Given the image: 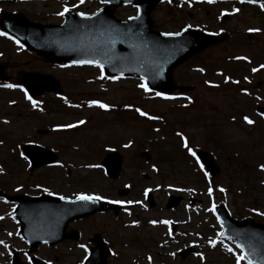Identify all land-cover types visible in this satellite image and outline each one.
<instances>
[{"label":"rangeland","instance_id":"1","mask_svg":"<svg viewBox=\"0 0 264 264\" xmlns=\"http://www.w3.org/2000/svg\"><path fill=\"white\" fill-rule=\"evenodd\" d=\"M262 5L184 1L155 8L152 18L159 31L175 33L193 26L223 34L225 38L175 70L178 84L194 88L189 94L170 96L175 99L146 93L137 87L141 83L137 80L101 78V71L96 68L53 67L44 65L43 61L41 64L39 58L19 56L21 52L0 37V65L9 58H15V65L23 66L29 61L30 67L36 65L57 79L63 91L58 98L48 93L40 100H46L44 108H33L17 92L0 91V141H3L0 189L9 193L38 188L69 198H75L76 193H88L140 201L127 205L128 211L124 210L118 219L106 215L77 224L76 228L84 235L77 248H70L74 245L69 244L58 245L55 252L42 248L38 255L43 260L50 264H82L88 252L79 245L90 248V239L99 234L113 249L109 264H235V256L226 248L231 247L237 254L239 251L231 241H223L218 235L220 224L214 210L209 209L224 204L237 219L250 216L264 223V215L257 214L264 213V170L261 169L264 122L257 112L264 106V69L259 67L264 65ZM234 8L239 11L233 12ZM6 10L23 13L32 20L50 21L61 8L50 3L0 5V13ZM134 12L133 8H126L120 17ZM222 13L229 17L220 22ZM249 29L259 31L249 32ZM253 68L258 71L252 72ZM225 76L238 83H225ZM245 89L248 95L242 91ZM5 96L7 99L2 100ZM91 100L105 103L110 109L89 107ZM135 108L160 119L141 117ZM244 116L252 119L254 125L245 123ZM79 120L86 123L73 129L55 130L58 125L75 124ZM40 130L51 133L37 135ZM177 133L187 139L194 152L212 153L219 174L213 178L209 174L205 176L206 171L181 146ZM129 141L130 147H123ZM32 142L54 152L58 160L31 171L21 158V148ZM113 152L124 158L117 180L107 179L101 167V161ZM144 152H149L145 154L148 156H143ZM153 165L157 168L155 172ZM124 188H129L130 193L120 198L123 196L118 194ZM145 189H151L154 194L155 208L145 202ZM169 195L185 199V203L191 197L202 203L196 202L189 210L184 208V202L167 209ZM12 210V206L0 200V241L8 245V248L0 245V264H12L15 251L21 261L27 260L20 252L24 246ZM168 219L180 225V235L176 234L174 239L162 224L149 223ZM133 221L138 224L134 226ZM183 235L190 237V241H185ZM209 241L218 243L213 247ZM188 246L194 247L204 259L195 253L182 260L179 253Z\"/></svg>","mask_w":264,"mask_h":264},{"label":"water","instance_id":"2","mask_svg":"<svg viewBox=\"0 0 264 264\" xmlns=\"http://www.w3.org/2000/svg\"><path fill=\"white\" fill-rule=\"evenodd\" d=\"M14 1L16 0H0V3ZM165 1L175 0H108L107 7L95 15H86L90 19L69 12L61 25L41 26L30 24L21 17L15 20L6 15L1 19V25L29 50L49 62L75 65L74 61L95 60L103 65L107 77L140 80L143 77L152 92L187 91L190 88L174 83L175 67L207 46L219 42L221 38L190 28L179 35L171 36L155 31L152 10ZM128 4L138 8L137 17L127 21L116 19L113 9ZM39 78L30 76L24 80L25 86L32 93L38 92L37 86L41 83H44L48 91H60L58 82L48 77ZM261 110L263 113L264 109ZM121 163L122 158L119 155L107 156L104 166L111 178L119 176ZM109 208L106 204L101 207L90 206L82 209L81 214L92 215ZM220 211L226 217L223 220L226 235L243 244L254 263L264 264V225L255 223L252 219L237 222L228 217L224 208ZM26 229L28 227L25 224L22 229L24 233L27 232ZM94 241L97 248L94 249L89 264H106L108 250L99 237ZM34 264L43 263L35 260Z\"/></svg>","mask_w":264,"mask_h":264},{"label":"snow or ice","instance_id":"3","mask_svg":"<svg viewBox=\"0 0 264 264\" xmlns=\"http://www.w3.org/2000/svg\"><path fill=\"white\" fill-rule=\"evenodd\" d=\"M80 3H84V0H79ZM108 0H101V3H107ZM208 3H213L214 0H207ZM256 3L257 0H240V3ZM76 5H73V7H75ZM262 9H264V5H262ZM69 11V8L68 7H64V9L60 12H57L56 14L59 15V16H64V14L66 12ZM239 11V9H233V12H237ZM78 15H80L82 18L84 19H90V17H87L84 13H77ZM95 15V14H94ZM223 15V13H222ZM131 19V18H130ZM249 32H253V31H259L258 29H249L248 30ZM0 35H6V33L4 32H0ZM162 35H168V36H171V35H179V33H163ZM9 39H12V37H8ZM18 43V42H17ZM235 59H246L245 57H235ZM74 63L76 64H90V65H93L95 67H97L98 69H100L101 71V78H104V79H108L109 77H106L104 76V72H103V65L99 62V61H95V60H79V61H74ZM261 69H264V65H260L259 66ZM199 71H203V69H199ZM258 69L257 68H253L252 69V72H257ZM111 79H115V77H111ZM246 81H247V77L244 78ZM141 83L139 85H137V87L143 89L144 92H150L152 91L148 86H147V83L144 82V78L141 77ZM224 82L225 83H228V82H231V83H238V81H235V80H231L230 81V78L225 76L224 77ZM206 84H208L209 82L208 81H205ZM2 87H5V88H14V87H18V85H13V84H4L2 85ZM212 87H216V85H212ZM22 92H24V95H25V98L27 100H29L32 104V107L33 108H36L37 107V102L35 100L32 99L31 96L28 95L27 91H25L23 88L20 89ZM244 92L245 95H248L249 93L247 92V90H242ZM155 96L157 97H162L163 99H175V97H170V96H164L162 93L160 92H156L155 93ZM184 99H187L189 101V103H191V99L188 98V97H184ZM257 99H259V97H257ZM88 106L89 107H99L100 109H103L105 111H108L110 109V106L105 104V103H102L98 100H91L88 102ZM187 105H185L186 107ZM126 107H131V106H126ZM135 112H137L141 117H146L147 119L149 120H155V119H160V117H156V116H152V115H148L146 112L142 111L140 108H135L134 109ZM262 115V118H264V114H261ZM235 119V118H233ZM243 120L245 123H247L248 125H252L254 124V121L252 119H250L248 116H244L243 117ZM4 123H8V121H4ZM86 123V121L84 120H79L77 121L75 124L73 123H69V124H65V125H58L57 128L55 130L59 131V130H63V129H73V128H77L79 127L80 125H84ZM158 131V129H157ZM178 136H180V139H181V146L189 153V155H192V156H195V152L188 146V141L187 139L181 134V133H177ZM0 143H3V141H0ZM131 141H129L127 144H124L123 147L127 148V147H130L131 145ZM109 151H112V149H109ZM21 156L24 158V159H27V157H24L23 156V153H21ZM197 163H199V161H197ZM87 167H99V165H87ZM261 169L264 170V166H261ZM152 170L155 172L157 171V168L155 165H153V168ZM203 170V169H201ZM3 172V169H0V173ZM205 176L208 175L207 172L204 173ZM221 192L224 191L223 188L219 189ZM45 191H47V189H45ZM151 189H145V195H147L148 192H150ZM177 191H180V189H177ZM212 194V189L209 188L208 190V195L211 196ZM48 195H54V193L52 192H48ZM59 199L61 200H65L66 202L68 203H75L77 201H80V202H86V203H95V202H98L102 199H105V197L101 196V195H98V194H88V193H76L75 194V199L72 200V199H68L64 196H60ZM108 203H113V204H119L121 205L122 207L125 206V205H132V204H139L140 201H132V200H129V201H119V200H108L107 201ZM215 206L213 205V208L212 209H209V210H214ZM125 211H128L127 207H125ZM129 215H131V213L129 212L128 213ZM258 215H264V213H257ZM0 219H2V217H0ZM219 219V218H218ZM150 224H157V223H160V224H165V225H169L172 223V221H168V220H162V221H156V220H151L149 221ZM138 224V221H133V225H137ZM9 235H12V233H9ZM218 235L220 236H223L224 233L223 232H220L218 233ZM47 241H45L46 243ZM216 243H218V241H209V244L210 246H215ZM0 245H3L5 248H8V245L7 244H4L3 241H0ZM79 247L83 248L85 250V252H87V248L81 244L79 245ZM235 248L239 250V254H237L236 252L233 251V249L231 247H228L226 248V251L228 252H231L233 253V255L235 256V264H242V262L246 261V264H253V260L250 258V254L249 253H246L245 252V247L243 244L241 243H236L235 244ZM170 255H175V253H170ZM196 255L200 256L201 260L204 259V257L202 256V254L200 253H196ZM85 259H87V257H85ZM151 258H149L150 260Z\"/></svg>","mask_w":264,"mask_h":264},{"label":"flooded vegetation","instance_id":"4","mask_svg":"<svg viewBox=\"0 0 264 264\" xmlns=\"http://www.w3.org/2000/svg\"><path fill=\"white\" fill-rule=\"evenodd\" d=\"M2 38L3 39L4 38H7V41L10 40L11 43H12L11 45L16 44L12 39H9L7 35H3ZM16 45L19 47V48L17 47V49L21 52V53H19V56L20 55H23V54H26L29 57L39 58L38 61L41 62V64H42V61H43L44 62V65L53 66V67L54 66H58V65L50 64L46 60H44L43 58H40L35 53H32V52L27 51L26 49H24L23 47L19 46L18 44H16ZM13 46L15 47V45H13ZM14 60H15V58H9L6 64L0 65V74H1V76H3L5 78V80H7V82L0 81V88H1L0 91L17 92L19 95H21L20 97H21V99L24 102H26L27 104H31V102L25 98L24 92H22L20 90L23 87L20 85V83L17 80L18 79V76L22 75L23 73L25 74V73H28V72L36 73V74H45V75H48V74L44 73L36 65H32L30 67L29 61H25L24 62V65L22 66V65H15V64H13V61ZM29 67H30V69H29ZM22 68H24V69H22ZM14 70H16V72H13ZM25 71H27V72H25ZM19 72H22V73H19ZM4 84L18 85V87H14L16 90H8L7 88H6L7 90H4L5 87H2V85H4ZM47 94L48 93H43L41 96L36 97V98L33 99V100H35L37 102V106H39L41 108L42 107L44 108V106L46 104V100L43 101V102H41L40 100H43L46 97ZM49 94L52 95L53 97L55 96L52 93H49ZM55 98H58V97L55 96ZM6 99H7V96L2 97V100H6ZM36 134L39 135L38 133H36ZM27 146H32V147L38 149V147L41 146V145L38 144L37 142H32V143H28V144L24 145L21 148L24 157H27V158H30V159L32 158L33 161H35V162H41L45 158H51V157H47L45 153H42L41 154L40 152H38L36 150H33V149L27 150V153L25 154L24 153V147H27ZM21 158H23V157L21 156ZM30 159L29 160L28 159H24V161L28 165V167L30 168L31 171H34L36 169L40 170L42 168V167H39L40 169L39 168H35L37 165H33ZM8 194L11 195V196L29 195L31 198H40V200H38V201H32L29 198H28L27 202L25 200H21V202H24L25 205L28 206V210H27L26 216L34 224L39 223L38 220H37V215L41 213L40 209L42 207L41 208H38V206L44 205L46 203V201L48 200V198L62 196V195H59V194H56V193H54V195H48V192L42 191V190H40L38 188H29V191H26L25 189H21L19 191L9 192ZM66 198H68V199H74V198H69V197H66ZM188 199L190 200L191 198H188ZM104 200L105 201H108V200H119V201H121V199H119V198L116 199L115 197H111L109 195H108V197H105ZM199 202L202 203L201 200H199ZM10 204L13 205V206H16V204H14L12 202H10ZM125 207L126 206L121 207L122 210L120 208L121 211H119L118 214H116V212L113 210V211L107 212L106 215H112L111 216L112 218L118 219V218L121 217L122 214H124ZM187 207L189 208L190 206L187 204ZM106 215L105 214H99V215H96V216H93V217H89L87 219L73 220V221H71L68 224V226H67V232H70L72 230H78L79 231V229L76 228V225L77 224L82 223V222L90 221V220L94 219L95 217L97 218V217H102V216H106ZM40 224L42 225L43 222H41ZM177 233H179V230L177 231ZM178 235H180V234H178ZM82 237H83V235H82ZM82 237L80 236V238L78 240H64L61 243H59L58 245H60V244H69V245H74V246H69L70 248L75 247V246L77 248V245L80 243ZM184 238H186V237L183 235V239ZM58 245L57 246H54V247H49V246H46V245L33 246V247L26 246V247H27V252H30V250L32 249V250H35V252L37 254H39V252L41 251V249L42 248H45V247H47V248H49V250L55 252V249L58 248ZM81 249H83V248H81ZM54 257L55 258H58L57 255H55Z\"/></svg>","mask_w":264,"mask_h":264}]
</instances>
